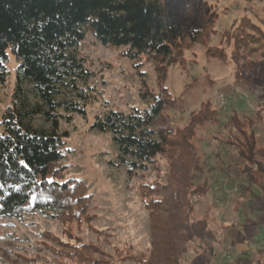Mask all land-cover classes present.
Listing matches in <instances>:
<instances>
[{"label":"trees","instance_id":"obj_1","mask_svg":"<svg viewBox=\"0 0 264 264\" xmlns=\"http://www.w3.org/2000/svg\"><path fill=\"white\" fill-rule=\"evenodd\" d=\"M190 12L194 25L186 27L170 22L168 0H0V86L7 76L9 55L17 63L11 104L0 119V220L18 218L26 211L63 222L84 215L91 198L84 183L62 180L59 174L67 136L60 123L69 122L75 113L84 115L94 91L89 84L93 75L79 55V46L90 34L103 47L124 48L128 59L150 63L159 84V92L149 94L146 108L127 113L105 109L90 126V131L111 136L117 153L111 165L123 167L128 177L146 171L157 158L168 161L161 180L141 187L151 248L147 255L130 258L136 264L230 262L229 251L219 257L216 251L224 239L232 245L239 237L235 223L216 220L210 210L198 218L194 205L213 189L208 179L201 178L203 162L194 139L200 127L218 124L217 111L208 100L202 101L181 127L153 128L176 102L163 85L165 68L182 59L187 43H201L209 32L204 16H197L198 10ZM262 27L246 19L206 55L232 65L236 82L262 88ZM141 97L145 99V94ZM262 110L241 120L233 112L228 122L235 133L225 141L242 163L239 171L245 178L237 186L248 199L246 207L233 201L232 209L242 215L241 230L260 240L264 239V147L258 144L255 129ZM39 119L42 126L36 124ZM87 251L84 245L71 246L63 264H103ZM235 264H264V248Z\"/></svg>","mask_w":264,"mask_h":264},{"label":"rangeland","instance_id":"obj_2","mask_svg":"<svg viewBox=\"0 0 264 264\" xmlns=\"http://www.w3.org/2000/svg\"><path fill=\"white\" fill-rule=\"evenodd\" d=\"M168 2L172 24L194 25L192 18L195 16L190 11L198 10L197 16H204L208 21L209 32L201 43H187L182 59L165 68L163 85L176 102L155 121L153 128L181 127L191 112H197L202 101L208 100L211 108L217 111L218 124L207 123L200 127L194 139L203 162L201 178L208 179L213 186L207 199L194 200V205L198 218L210 210L216 220L235 223L239 237L232 245L224 239L216 251L218 257L229 251L228 264H235L264 248V239L252 238V233L242 231V215L232 209L233 201L246 207L248 199L237 186L245 178L239 171L242 163L235 149L225 144L228 135L235 133L228 121L233 112L241 120L242 116H253L263 109L255 134L258 144L264 147V87L259 88L253 82H236L232 65L209 58L206 53L246 19L263 29L264 0ZM124 51V48L103 47L90 34L79 46L84 67L93 75L89 84L94 91L90 92L91 98L84 105V115L75 113L69 122L60 123V131L67 136L63 137L60 163L63 170L59 174L62 180L84 183L91 198L83 217L63 222L26 211L18 218L0 220V264H63L68 262L66 255L70 247L82 245L88 250L87 256L103 264H136L130 255L149 253L151 232L140 198L141 187L161 180L167 173L168 161L157 158L146 171L128 177L123 167L111 165L117 161L111 136L90 131L96 114L105 109L124 113L131 108L144 109L150 101L149 94L159 92L152 65L144 60H130L123 55ZM16 66L14 57L9 55L7 76L0 86V119L11 104ZM221 98H227V104H221ZM36 124L43 125L40 119ZM230 178L233 180H228Z\"/></svg>","mask_w":264,"mask_h":264},{"label":"built area","instance_id":"obj_3","mask_svg":"<svg viewBox=\"0 0 264 264\" xmlns=\"http://www.w3.org/2000/svg\"><path fill=\"white\" fill-rule=\"evenodd\" d=\"M220 103L221 104H227V98H221ZM225 256H228V253H225Z\"/></svg>","mask_w":264,"mask_h":264}]
</instances>
